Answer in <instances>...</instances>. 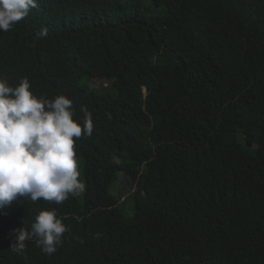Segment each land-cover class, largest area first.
I'll return each mask as SVG.
<instances>
[{
    "label": "trees",
    "instance_id": "trees-1",
    "mask_svg": "<svg viewBox=\"0 0 264 264\" xmlns=\"http://www.w3.org/2000/svg\"><path fill=\"white\" fill-rule=\"evenodd\" d=\"M25 77L94 129L83 193L0 209V264H264V0H38L0 31V78ZM53 208L57 250L13 252Z\"/></svg>",
    "mask_w": 264,
    "mask_h": 264
},
{
    "label": "clouds",
    "instance_id": "clouds-1",
    "mask_svg": "<svg viewBox=\"0 0 264 264\" xmlns=\"http://www.w3.org/2000/svg\"><path fill=\"white\" fill-rule=\"evenodd\" d=\"M38 7V0H0V31L8 32ZM47 28L39 36L47 35ZM30 80L22 78L10 86L0 78V209L9 207L20 197L32 203L43 199L59 205L85 190L78 179L75 143L90 137L94 123L91 112L83 109L79 119L73 101L66 95L50 99L31 90ZM55 208L35 216L30 230L13 229V252H22L26 241L35 239L48 254L57 250L67 231Z\"/></svg>",
    "mask_w": 264,
    "mask_h": 264
},
{
    "label": "rangeland",
    "instance_id": "rangeland-1",
    "mask_svg": "<svg viewBox=\"0 0 264 264\" xmlns=\"http://www.w3.org/2000/svg\"><path fill=\"white\" fill-rule=\"evenodd\" d=\"M95 82H96L98 85H101V84H102V82L99 81V80H97V81H95ZM116 187H117V185H116ZM132 190H133V191H136V190H137V187H136V186L133 187Z\"/></svg>",
    "mask_w": 264,
    "mask_h": 264
}]
</instances>
